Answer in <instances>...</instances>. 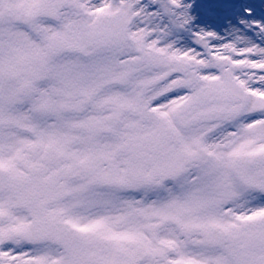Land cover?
I'll return each mask as SVG.
<instances>
[{"label":"snow or ice","instance_id":"obj_1","mask_svg":"<svg viewBox=\"0 0 264 264\" xmlns=\"http://www.w3.org/2000/svg\"><path fill=\"white\" fill-rule=\"evenodd\" d=\"M0 264H264V0H0Z\"/></svg>","mask_w":264,"mask_h":264}]
</instances>
